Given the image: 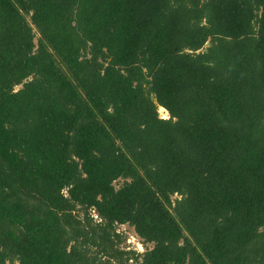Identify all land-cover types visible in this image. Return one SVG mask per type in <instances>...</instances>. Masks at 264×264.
<instances>
[{
  "label": "trees",
  "instance_id": "obj_1",
  "mask_svg": "<svg viewBox=\"0 0 264 264\" xmlns=\"http://www.w3.org/2000/svg\"><path fill=\"white\" fill-rule=\"evenodd\" d=\"M0 264H264V0H0Z\"/></svg>",
  "mask_w": 264,
  "mask_h": 264
},
{
  "label": "rangeland",
  "instance_id": "obj_2",
  "mask_svg": "<svg viewBox=\"0 0 264 264\" xmlns=\"http://www.w3.org/2000/svg\"><path fill=\"white\" fill-rule=\"evenodd\" d=\"M160 116L163 119H169V114L167 111H165L164 109H160L159 110ZM122 184V182L117 183V187H119ZM178 198L177 196L174 197V199ZM119 232L124 233L126 239H128L127 245L130 246L132 249L138 250L140 252H144L145 247L142 246L140 239L138 238V236L136 235L135 231L133 228L128 227V226H122L119 227ZM152 246H150L151 248Z\"/></svg>",
  "mask_w": 264,
  "mask_h": 264
}]
</instances>
